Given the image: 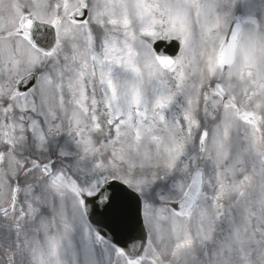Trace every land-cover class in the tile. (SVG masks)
Listing matches in <instances>:
<instances>
[{"label": "snow or ice", "instance_id": "6c2138e0", "mask_svg": "<svg viewBox=\"0 0 264 264\" xmlns=\"http://www.w3.org/2000/svg\"><path fill=\"white\" fill-rule=\"evenodd\" d=\"M0 264H264V0H0Z\"/></svg>", "mask_w": 264, "mask_h": 264}]
</instances>
